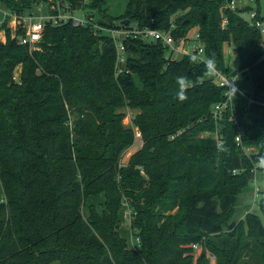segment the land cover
Instances as JSON below:
<instances>
[{
	"label": "trees",
	"instance_id": "obj_1",
	"mask_svg": "<svg viewBox=\"0 0 264 264\" xmlns=\"http://www.w3.org/2000/svg\"><path fill=\"white\" fill-rule=\"evenodd\" d=\"M31 1L36 0L0 5L21 16ZM229 1L126 0L124 15L115 18L104 0H59L71 10L96 11L95 22L107 29L135 24L169 31L175 40L195 30L205 63L165 58L159 45L132 39L123 42L126 63L115 77L112 40L70 22L45 25L31 52L9 35L0 43V264H184L182 252L190 244L223 234L251 169L261 165L264 178V48L259 32L242 18L244 10L227 9ZM123 20L129 24L120 25ZM227 43L239 60L238 79L250 81L254 92L240 100L242 106L228 105L216 122L211 108L225 102L227 88L207 76L206 63L215 57L214 69L230 76ZM179 76L191 81L184 102L176 99ZM123 108L137 111L131 122L143 144L119 168L120 154L134 140L131 128L121 124L124 115L116 112ZM218 126L219 145L201 137ZM243 146L255 151L246 155ZM118 186L135 214L138 251L128 248L119 230L113 196ZM97 193L104 196L100 213L86 206ZM258 206L264 217V203ZM244 224L252 244L232 247L229 259L264 264V226L254 214ZM227 228L232 232L226 237L237 235L232 224Z\"/></svg>",
	"mask_w": 264,
	"mask_h": 264
},
{
	"label": "rangeland",
	"instance_id": "obj_2",
	"mask_svg": "<svg viewBox=\"0 0 264 264\" xmlns=\"http://www.w3.org/2000/svg\"><path fill=\"white\" fill-rule=\"evenodd\" d=\"M49 1H55V0H36L31 1V9L30 11H34L36 6L42 4V3H48ZM257 1V0H256ZM256 1L254 3H250L248 0H238V3L236 4L237 9L244 10L241 13V16L247 18L246 13L252 8L257 7ZM259 6H260V14L264 15V0H258ZM126 0H104V9L111 15L112 17H120L124 15L126 11ZM249 9V10H247ZM83 11V9H82ZM7 11L3 6L0 5V43H5L7 36L9 35L10 39L13 37V29L12 25L10 23L11 17L4 15ZM85 13L90 14L93 17L94 22L97 21L99 18V15L96 11H90L87 12L86 10L84 13L81 11L75 12L74 15L77 17H81ZM95 24H97L95 22ZM196 34L195 30H191L187 36L189 39H193L194 35ZM188 39V40H189ZM260 44L264 48V39L261 38ZM192 45H198L197 41H191L190 46ZM187 48V44L183 41L179 42L178 50H181L182 48ZM37 49V47H36ZM36 49H28L29 52L36 50ZM223 53H224V60L226 66L231 70L230 76H228V79L233 81H236V84L238 88L240 89L239 92H237L236 96L231 98V104L230 106H242L243 101L241 102L245 95H252L254 92L253 84L248 81H240L238 79V66H239V60L236 55V53L233 51V47L231 43H227L223 45ZM168 56L169 53L165 52L164 56ZM181 58V54H173L172 59L173 60H179ZM20 66L17 67L14 70L13 74V80L18 81V76L20 74ZM210 71V70H209ZM120 74L115 70L114 67V76L118 77ZM209 75V72L207 74ZM213 79V82H216L215 75L210 76ZM135 83L137 86H139V83L137 82L135 78ZM116 112L122 113L124 115V118L122 119V126L124 128H131L134 134V140L133 143L126 148L119 156L118 159V167L119 168H125L129 165V162L131 160V156L142 147V138L139 130L136 127H133L132 125V117L137 113V111H131L127 108L123 109H117ZM68 114V122L66 125L68 126L70 132L72 129L71 119L72 117L69 115V111H67ZM219 126L217 127L214 134L209 133H203L201 134V137H211L214 140H217V144L219 145L220 142L218 140V132ZM240 144V143H238ZM242 151L244 154L248 155L252 152H254V148L251 147H242ZM261 165H256L251 169V179L249 181L248 186L244 189V191L236 197L235 205L232 209V215L228 221H226V224L224 226V232L221 234L218 238H211L210 241L207 239H203V244H190L189 248L187 250H184L182 252L183 256V263L184 264H232L231 260L229 259L230 252H232V247H236L238 250L239 245L242 243H249L250 240V234L248 233L247 227L245 226V220L246 217L249 214L257 215L260 219L262 225L264 226V217L259 209L258 204L261 202L264 203V178L261 175L260 172ZM140 175L146 179V175H144V172L142 169H140ZM238 174L237 171L233 172V175ZM118 196H114L119 202V212H120V222H119V230L123 231L125 233V240L127 243V246L132 251H138L140 249V237H138L139 229L134 226V212L132 208L127 204L128 201H126V198H124L123 194L121 193L122 189L118 186ZM103 203H104V196L103 193H97L94 196L89 197L86 200V206L87 208L90 207L92 210H94L97 213H100L103 209ZM87 208H82L81 212L83 214V217L86 219L88 216ZM177 212V208L173 209L168 214L173 215ZM232 224L235 228H237V235L235 237H226L227 233L232 232L227 228V225ZM246 257V256H245ZM249 261V264H252L250 259L246 257L243 258L241 263L244 264L245 261ZM247 261V262H248ZM234 264V263H233Z\"/></svg>",
	"mask_w": 264,
	"mask_h": 264
},
{
	"label": "built area",
	"instance_id": "obj_3",
	"mask_svg": "<svg viewBox=\"0 0 264 264\" xmlns=\"http://www.w3.org/2000/svg\"><path fill=\"white\" fill-rule=\"evenodd\" d=\"M250 3H254L255 0H248ZM238 0H230L226 8L234 11L238 6L236 4ZM81 11L84 13V9L71 10L70 6L66 3L56 1H49L48 3H42L34 9L24 15L17 16L9 12H3L4 15L11 17V27L13 29V38L21 46H26L28 49H35L41 42L43 30L45 25L57 26L70 22L73 27H89L94 31H100L101 34L110 38L115 48V70L121 74L124 70L126 63L127 52L123 42L136 39L141 40L144 43H153L162 47L169 55L165 58L172 59L173 54H181L182 56L189 57L192 61L197 63H205L204 48L199 40V35L196 33L193 39H178L175 40L169 31H160L153 28H138L137 25H132L130 28L119 29H107L95 24L93 17L85 13L81 17L74 15L75 12ZM247 18H242L253 28H255L261 38L264 39V15L257 13L256 7H252L247 13ZM227 25V18L224 13L221 12L222 29H225ZM22 31L21 34H17L18 31ZM189 39V40H188ZM183 41L187 44V48L178 50L179 42ZM191 41H197L198 45L190 46ZM215 78L218 86L226 87L225 93L226 100L222 103H217L211 108L212 118L216 122H220L224 109L231 104L232 95H230L232 89V81L228 77L223 76L220 72L215 70ZM236 142L240 143V139L235 138Z\"/></svg>",
	"mask_w": 264,
	"mask_h": 264
},
{
	"label": "clouds",
	"instance_id": "obj_4",
	"mask_svg": "<svg viewBox=\"0 0 264 264\" xmlns=\"http://www.w3.org/2000/svg\"><path fill=\"white\" fill-rule=\"evenodd\" d=\"M215 63H216L215 57H211L207 60L206 67L210 70L209 71L210 76L215 75V69H214ZM177 84L179 85L180 90L178 91L176 95V99L179 100L180 102H184L188 99L186 95V90L191 86V81L187 77L179 76L177 77ZM239 91L240 89L238 88L236 81H233L230 95L235 97L237 92Z\"/></svg>",
	"mask_w": 264,
	"mask_h": 264
},
{
	"label": "water",
	"instance_id": "obj_5",
	"mask_svg": "<svg viewBox=\"0 0 264 264\" xmlns=\"http://www.w3.org/2000/svg\"><path fill=\"white\" fill-rule=\"evenodd\" d=\"M128 24H129V20H123L120 22V25H122V26H126Z\"/></svg>",
	"mask_w": 264,
	"mask_h": 264
}]
</instances>
